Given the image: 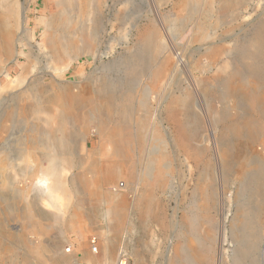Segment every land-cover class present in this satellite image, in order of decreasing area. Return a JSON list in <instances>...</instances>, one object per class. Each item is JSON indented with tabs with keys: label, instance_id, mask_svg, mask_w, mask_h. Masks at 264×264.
<instances>
[{
	"label": "rangeland",
	"instance_id": "1",
	"mask_svg": "<svg viewBox=\"0 0 264 264\" xmlns=\"http://www.w3.org/2000/svg\"><path fill=\"white\" fill-rule=\"evenodd\" d=\"M0 29V264H264V0H0Z\"/></svg>",
	"mask_w": 264,
	"mask_h": 264
},
{
	"label": "bare ground",
	"instance_id": "2",
	"mask_svg": "<svg viewBox=\"0 0 264 264\" xmlns=\"http://www.w3.org/2000/svg\"><path fill=\"white\" fill-rule=\"evenodd\" d=\"M25 31H26V28L24 27V25H22V32H25ZM0 42L7 49H9V50L11 49V54H12V50H13V54H14V49H12L13 45H14V42L16 43V38H14V33H13V35L11 33H3V30L0 29ZM43 47L44 48H47V47L48 48H52V50H53V48L56 47V41L55 40H48L46 42V44H43ZM16 53H17L18 56L21 54L20 52H16ZM70 67H71V65L68 64L67 66H65L63 71L66 72ZM59 97H61L62 99H64L68 103L71 102L70 94H69V92L67 90H64L63 93L61 95H59ZM87 97H88V95L85 93L84 97L82 99L77 100L75 103L78 104V105L85 104L86 100H87ZM103 110H104V108H103ZM103 114H104V112H102L101 114H99L97 116L98 120H101V121L103 120ZM113 151L117 152V148L116 149L114 148ZM46 188L49 189V186L47 185ZM116 214H115V216H116ZM94 250L96 251L97 247ZM125 256L126 255L120 256V258L118 259L117 264H127V260H126L127 258H125ZM55 261L58 262V263L69 262V260L67 258H64V257L55 258ZM76 263L78 264L79 262H76Z\"/></svg>",
	"mask_w": 264,
	"mask_h": 264
},
{
	"label": "clouds",
	"instance_id": "3",
	"mask_svg": "<svg viewBox=\"0 0 264 264\" xmlns=\"http://www.w3.org/2000/svg\"><path fill=\"white\" fill-rule=\"evenodd\" d=\"M40 186L47 187V181L46 180H41L38 182ZM43 203H46V201H43Z\"/></svg>",
	"mask_w": 264,
	"mask_h": 264
},
{
	"label": "built area",
	"instance_id": "4",
	"mask_svg": "<svg viewBox=\"0 0 264 264\" xmlns=\"http://www.w3.org/2000/svg\"><path fill=\"white\" fill-rule=\"evenodd\" d=\"M67 251L69 252L70 251V248H68Z\"/></svg>",
	"mask_w": 264,
	"mask_h": 264
}]
</instances>
